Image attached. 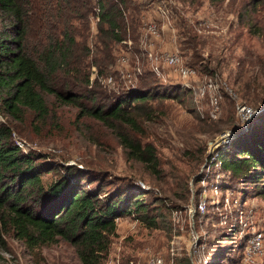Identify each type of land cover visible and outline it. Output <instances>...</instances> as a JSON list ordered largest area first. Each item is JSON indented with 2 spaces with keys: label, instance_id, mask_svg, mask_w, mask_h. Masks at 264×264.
Wrapping results in <instances>:
<instances>
[{
  "label": "rangeland",
  "instance_id": "374dc122",
  "mask_svg": "<svg viewBox=\"0 0 264 264\" xmlns=\"http://www.w3.org/2000/svg\"><path fill=\"white\" fill-rule=\"evenodd\" d=\"M159 1L162 0H152L143 11L142 24L148 19L161 20L154 10ZM166 2L175 11L171 20L177 21L176 38L165 31L157 38L148 36L144 42L140 37L137 45L120 42L115 51V68L121 85L124 89L137 86L144 68L153 70L152 58L146 52L152 40L157 52L171 50L177 42L188 64L197 69L196 82L217 73L237 92V97L224 95L221 88L215 114L209 96L196 100L192 91L182 100L154 101V111L149 116L142 114L140 129L134 130L123 122L115 121L112 126L92 115H81L80 107L74 103L44 93L48 115L28 110L23 120H16L0 111V120L12 125L13 137L24 148L44 153L59 167L77 164L99 171L108 182L125 177L141 181L151 191L144 197L152 205L158 223L149 225L139 218L134 226L132 214L121 216L104 264L118 253L124 261L156 254L164 257L165 264H192L194 260L201 264H264V196L230 178L226 171L217 180L219 170L208 169L206 162L209 143L215 137L226 129L234 130L236 125L248 127L247 122L238 119L235 104L245 101L257 113L264 109V0ZM37 12L40 13L31 17L32 45L41 28L37 16H43V12ZM181 15L189 19L196 35L197 57L192 61L193 48L183 49L180 38ZM142 24L140 35L144 33ZM90 31L92 42L96 19L91 21ZM136 48L140 52L133 50ZM122 55L128 57L126 61L119 58ZM92 71L94 78L95 66ZM162 71V75L154 71L160 82L178 83L179 76L172 67L164 65ZM109 76H100L102 89L119 92L121 88L114 76L111 81ZM126 134L152 143L157 154L156 167L149 168L129 155L122 140ZM217 182L221 187L219 194L213 190ZM200 202H205L204 208ZM259 231L263 233L261 247L252 252L246 263L248 248ZM194 237L197 242L192 244ZM0 264H81V260L75 245L61 237L31 249L17 236L6 235L0 240Z\"/></svg>",
  "mask_w": 264,
  "mask_h": 264
},
{
  "label": "trees",
  "instance_id": "16d2710c",
  "mask_svg": "<svg viewBox=\"0 0 264 264\" xmlns=\"http://www.w3.org/2000/svg\"><path fill=\"white\" fill-rule=\"evenodd\" d=\"M151 3L0 0V111L16 120H23L28 110L46 116L44 93H53L80 107L81 115L139 130L140 116L154 111V101L184 99L192 92L189 88L160 82L149 68H144L137 86L124 89L115 68L118 44L128 37L139 44L143 11ZM38 10L43 12L37 16L41 28L32 45L31 17ZM97 16L90 42L91 21ZM179 20L182 46L193 48L192 61L197 57L196 35L189 19L181 15ZM101 75L114 76L121 90L102 89ZM222 93L230 95L225 88ZM235 110L240 119L236 104ZM241 125L234 127L235 136L222 151L224 170L264 196V109L251 117L247 128ZM13 129L0 120V240L14 235L35 249L61 237L75 245L81 264H104L118 217L135 211L147 224L158 223L144 197L151 191L140 183L125 177L108 182L99 171L77 164L59 167L44 153L20 145ZM122 140L130 156L156 167L152 143L129 134Z\"/></svg>",
  "mask_w": 264,
  "mask_h": 264
},
{
  "label": "built area",
  "instance_id": "2783aa9c",
  "mask_svg": "<svg viewBox=\"0 0 264 264\" xmlns=\"http://www.w3.org/2000/svg\"><path fill=\"white\" fill-rule=\"evenodd\" d=\"M166 1L167 0L159 1L154 8L155 12L159 15V19H161L160 21L156 19H148L143 22L142 28L144 29V33L142 32L140 35L141 40L143 39V42L146 41V38L148 36H152V39L157 38L160 37L165 31L172 32L174 39L176 38L178 32V28L176 26L177 21L175 20L173 22L171 20L174 17L173 12L175 11L171 4ZM95 19H99V16H97V18ZM197 30L200 31L201 27L198 26ZM129 41L133 42V40L129 37L122 40V42L125 43H129ZM131 49L132 47H130L128 50ZM146 52H148L149 56L152 58V69L157 74H163L162 66L164 65L172 67L179 76L178 82H180L182 86L189 88L191 91H193L196 100H199V97L208 95L213 106V114H215V112L219 108L220 98L222 97L221 88H225L226 90H228L229 93L234 97L238 96L237 92L229 85L228 81L225 78L219 76L217 73H215L214 75H205V78L202 81H200V79L198 78L199 80L196 82V77L199 76L197 69L188 64L184 54L177 45V42L175 47L171 48V50L165 49V51L157 52L155 50L154 40H152L150 42V47L146 49ZM119 58L123 61H126L128 57L126 55H122ZM136 68L141 70L140 66H137ZM108 80H112V75L108 77ZM236 105L240 119L243 122L248 123L251 117L257 113V109H253V107L245 103V101H239ZM234 136L235 131L229 128L224 130L217 137H215L213 141L209 143V154L206 161L207 168L210 169L212 167H215L219 170L217 180H219L220 175L225 171L222 158V151L230 143ZM17 142L20 145L24 146L21 141L17 140ZM140 184L145 187V185H143L141 181ZM220 189L221 187L217 182L214 185L213 190L216 194H219ZM200 207L204 208L205 202H200ZM130 214L133 215V219L134 221H136L134 223L135 226V224H137V221L139 220V216L136 214L135 211H132ZM119 218L120 217H118L117 220ZM262 239L263 233L261 231L257 232L248 248V256L246 257V263H248V257L252 255V252L258 250L259 247H261ZM196 242L197 239L194 237L192 244H195ZM122 257L123 255H121L120 253L116 254L115 256L112 255L108 259V264H165L164 257L156 254L150 255L146 259H142L141 257H132L127 259L126 261H124ZM192 264L201 263L200 261L194 260Z\"/></svg>",
  "mask_w": 264,
  "mask_h": 264
}]
</instances>
